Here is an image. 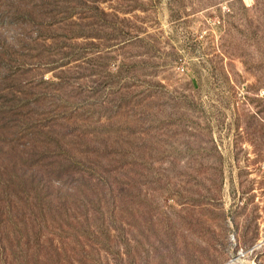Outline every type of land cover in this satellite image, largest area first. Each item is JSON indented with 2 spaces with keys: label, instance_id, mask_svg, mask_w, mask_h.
Wrapping results in <instances>:
<instances>
[{
  "label": "rangeland",
  "instance_id": "1",
  "mask_svg": "<svg viewBox=\"0 0 264 264\" xmlns=\"http://www.w3.org/2000/svg\"><path fill=\"white\" fill-rule=\"evenodd\" d=\"M5 1L22 4L0 0V207L30 196L12 186L17 172L63 177L52 196L81 180L119 181L123 219L87 223L120 230L118 245L101 238L113 244L110 263L264 264V122L251 120L261 107L243 98L254 79L240 59L218 60L229 39L223 0H186L180 23L170 0L156 1L121 36L88 3L74 25L54 0H27L15 17ZM218 65L237 80L234 95L218 85ZM47 208L48 219H73Z\"/></svg>",
  "mask_w": 264,
  "mask_h": 264
},
{
  "label": "trees",
  "instance_id": "2",
  "mask_svg": "<svg viewBox=\"0 0 264 264\" xmlns=\"http://www.w3.org/2000/svg\"><path fill=\"white\" fill-rule=\"evenodd\" d=\"M21 1L20 9L13 1H10V4L5 1L3 7L11 11L13 17L18 16L23 13L24 6L28 4L27 0ZM54 1L56 9L62 7L63 13L74 25H79L78 21L83 22L84 19H79V15L73 10L80 6L81 2L85 5L88 3V8L99 11V16L93 17L98 18L101 27L110 28L121 36V32L129 33L141 28L136 27L137 21H133L140 18L135 15L136 11L146 13L149 11V4L160 0ZM185 2L186 0L169 1L170 17L173 23L184 20ZM48 4L42 1L38 6L45 8ZM104 4L108 6L105 7ZM218 11L220 13L218 18L224 24L225 33L229 37L228 43L222 45L223 52L218 54V60L224 63L227 57H238L245 71L254 79L252 84H246L242 89L246 93L244 99L261 107L251 117L253 123L257 125V121L264 122V100L257 97L258 92L264 89V0H252L250 4H247L245 0H223L218 3ZM143 23L144 21H141L140 24L143 25ZM119 36L115 35L113 39L124 38ZM86 38L103 39L97 35ZM105 45L108 44L105 43ZM47 62L50 63L51 59H47ZM224 68L223 65H218V85L234 95L239 88L237 80L224 76ZM231 81L234 84H231ZM238 118L236 117L237 120ZM247 134L258 136V131ZM9 176L10 174L6 180ZM11 178L13 187L28 190L30 196L25 199L24 206L20 205L21 208L10 196L0 207V264H113L109 259L110 247L113 244L111 241L103 243L101 238L107 232V238L118 239V245L120 230L115 228L114 234L111 229L100 230V234L92 232L91 226L87 223L95 219H123L122 182L114 181L105 184L104 179H87L90 186L86 187L85 180H81L74 188V193L68 197V195L57 196V193L54 196L51 195L55 190V183L57 182L59 187L63 177H58L56 181L54 176L39 179L36 173L26 175L25 172H17V175ZM47 207L54 208L55 212L59 210L71 212L73 219H48L52 212ZM38 212L44 219H33ZM125 254H128L129 259L134 257L131 249ZM96 255H99L98 257L105 255V263L99 261L97 263L94 260ZM120 255L122 256V253L119 251L118 256Z\"/></svg>",
  "mask_w": 264,
  "mask_h": 264
}]
</instances>
